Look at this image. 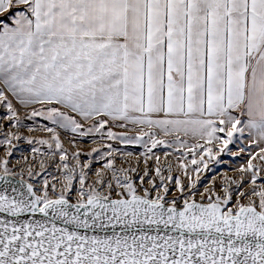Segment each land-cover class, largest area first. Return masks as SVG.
Masks as SVG:
<instances>
[{"label":"snow or ice","instance_id":"obj_1","mask_svg":"<svg viewBox=\"0 0 264 264\" xmlns=\"http://www.w3.org/2000/svg\"><path fill=\"white\" fill-rule=\"evenodd\" d=\"M0 264H264V0H0Z\"/></svg>","mask_w":264,"mask_h":264},{"label":"rangeland","instance_id":"obj_2","mask_svg":"<svg viewBox=\"0 0 264 264\" xmlns=\"http://www.w3.org/2000/svg\"><path fill=\"white\" fill-rule=\"evenodd\" d=\"M38 135H45V134H43V133H41V134H38ZM131 147V146H130ZM162 163H163V159H162ZM233 163H235V162H233ZM224 169H221V171H223ZM233 173L231 172V171H229V175H232Z\"/></svg>","mask_w":264,"mask_h":264}]
</instances>
